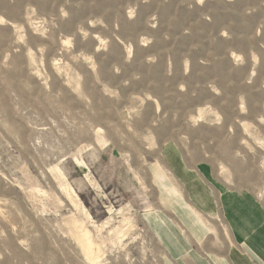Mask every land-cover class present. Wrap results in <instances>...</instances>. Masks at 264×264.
Wrapping results in <instances>:
<instances>
[{
	"label": "rangeland",
	"instance_id": "rangeland-1",
	"mask_svg": "<svg viewBox=\"0 0 264 264\" xmlns=\"http://www.w3.org/2000/svg\"><path fill=\"white\" fill-rule=\"evenodd\" d=\"M224 191L264 206V0H0V264H221Z\"/></svg>",
	"mask_w": 264,
	"mask_h": 264
},
{
	"label": "crops",
	"instance_id": "crops-1",
	"mask_svg": "<svg viewBox=\"0 0 264 264\" xmlns=\"http://www.w3.org/2000/svg\"><path fill=\"white\" fill-rule=\"evenodd\" d=\"M173 168L183 181H189L187 185L195 204L208 215L216 214L211 189L202 175L183 163L174 164ZM223 199L232 244L227 260L220 263L264 264V206L248 193L224 191ZM195 226L198 228V223L195 222Z\"/></svg>",
	"mask_w": 264,
	"mask_h": 264
}]
</instances>
